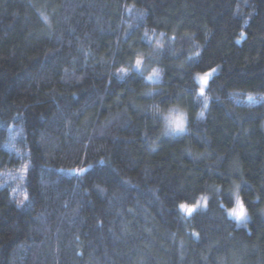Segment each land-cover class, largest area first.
<instances>
[{
	"label": "trees",
	"instance_id": "trees-1",
	"mask_svg": "<svg viewBox=\"0 0 264 264\" xmlns=\"http://www.w3.org/2000/svg\"><path fill=\"white\" fill-rule=\"evenodd\" d=\"M0 264H264V0H0Z\"/></svg>",
	"mask_w": 264,
	"mask_h": 264
},
{
	"label": "rangeland",
	"instance_id": "rangeland-1",
	"mask_svg": "<svg viewBox=\"0 0 264 264\" xmlns=\"http://www.w3.org/2000/svg\"><path fill=\"white\" fill-rule=\"evenodd\" d=\"M213 71L211 70V71H209V73L211 74ZM205 74H208V73H205ZM200 78H201V76L199 77V80H200ZM202 83H204L203 82V80H202ZM184 114H185V117H186V119H187V116H186V113H185V110L183 109V110H181ZM172 112H179L178 110H174V111H172ZM182 113V114H183ZM186 119H185V121H184V123H183V128H181V129H176L174 126H172V125H168L167 123H166V121H165V119H164V123H165V129L167 130V131H171V130H174V132L173 133H176V132H181V131H183L184 130V128H185V125H186ZM242 204V203H241ZM243 205V204H242ZM244 207V206H243ZM233 209H236L237 211L239 210V207L237 206V205H233V206H231V207H228L227 208V213L229 214V216H231V217H233L235 220H237L238 222H242L245 218H246V215H247V212H246V209H245V207H244V212H245V215L243 216V217H240V218H238L236 215H233L232 214V210Z\"/></svg>",
	"mask_w": 264,
	"mask_h": 264
},
{
	"label": "snow or ice",
	"instance_id": "snow-or-ice-1",
	"mask_svg": "<svg viewBox=\"0 0 264 264\" xmlns=\"http://www.w3.org/2000/svg\"><path fill=\"white\" fill-rule=\"evenodd\" d=\"M139 63V61L137 62ZM203 80L204 83H207V76L205 77H202L201 78ZM203 92V90H201ZM183 127V123L181 122L180 124L177 125V128L181 129ZM237 202H238V205H239V210L237 211L236 209H233L232 210V214L233 215H236L238 218L240 217H243L245 215V212H244V207L242 204H239V198H237ZM181 208L183 209H186V211L191 214L194 210V207H188L187 205H181L180 206Z\"/></svg>",
	"mask_w": 264,
	"mask_h": 264
},
{
	"label": "clouds",
	"instance_id": "clouds-1",
	"mask_svg": "<svg viewBox=\"0 0 264 264\" xmlns=\"http://www.w3.org/2000/svg\"><path fill=\"white\" fill-rule=\"evenodd\" d=\"M164 119L168 125H172L176 129H179L177 128V125L180 124L181 122L184 123L186 117L180 112H169L164 117Z\"/></svg>",
	"mask_w": 264,
	"mask_h": 264
}]
</instances>
